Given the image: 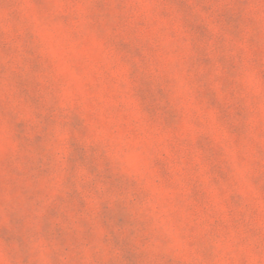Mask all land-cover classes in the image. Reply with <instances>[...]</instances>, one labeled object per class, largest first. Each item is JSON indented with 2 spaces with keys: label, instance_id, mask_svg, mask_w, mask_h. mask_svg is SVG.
Here are the masks:
<instances>
[{
  "label": "rangeland",
  "instance_id": "obj_1",
  "mask_svg": "<svg viewBox=\"0 0 264 264\" xmlns=\"http://www.w3.org/2000/svg\"><path fill=\"white\" fill-rule=\"evenodd\" d=\"M0 264H264V0H0Z\"/></svg>",
  "mask_w": 264,
  "mask_h": 264
}]
</instances>
